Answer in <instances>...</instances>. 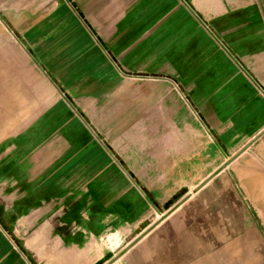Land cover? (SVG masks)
Listing matches in <instances>:
<instances>
[{
  "label": "crops",
  "instance_id": "0c3cea01",
  "mask_svg": "<svg viewBox=\"0 0 264 264\" xmlns=\"http://www.w3.org/2000/svg\"><path fill=\"white\" fill-rule=\"evenodd\" d=\"M253 168L264 0H0V264H205Z\"/></svg>",
  "mask_w": 264,
  "mask_h": 264
},
{
  "label": "rangeland",
  "instance_id": "374dc122",
  "mask_svg": "<svg viewBox=\"0 0 264 264\" xmlns=\"http://www.w3.org/2000/svg\"><path fill=\"white\" fill-rule=\"evenodd\" d=\"M256 171L260 175L249 178L256 189L255 202L248 201L245 194L241 193L250 211L245 209L239 199L238 230L228 232L224 226L223 239L217 242V255L206 258L205 264H264V174L259 168H253L250 172L254 174Z\"/></svg>",
  "mask_w": 264,
  "mask_h": 264
}]
</instances>
